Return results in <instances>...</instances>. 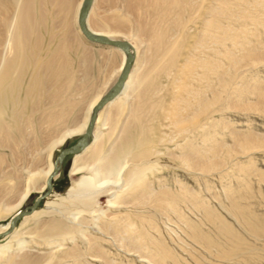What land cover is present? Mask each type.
<instances>
[{
  "label": "bare ground",
  "instance_id": "bare-ground-1",
  "mask_svg": "<svg viewBox=\"0 0 264 264\" xmlns=\"http://www.w3.org/2000/svg\"><path fill=\"white\" fill-rule=\"evenodd\" d=\"M82 1L0 0V26H7L11 24L12 20L16 19L20 28L19 34L14 37L9 32L11 30L8 26V34H6V36L12 35L10 41L15 43L16 54L14 58L8 59L9 56L7 57L6 55L5 57L4 53L0 51V146L9 150L11 163L8 165L10 167L13 166L12 169L14 168L15 170L17 167L15 162L21 161V157L24 155L23 150L25 152L32 150L35 154L32 153L34 159L30 158L33 161L25 164L22 161H27L22 157L21 162L23 164H18L19 168L16 171L14 170V174L13 171L4 175L6 170L0 169V178L2 176L6 177L4 178L6 181L4 180L2 183L1 180L0 182V203L16 195L18 196L17 205L19 206L28 198L32 191H38L41 195L47 190V177L54 170V162L52 161L54 149L64 144L67 139L81 136L84 133L94 107L116 82L123 68L125 54L118 49L103 46L109 52L118 53L121 56L119 65H117L110 77H113V81L115 78L116 80L109 89L105 87L108 89L107 91L99 90L100 92L93 95L80 122L70 127L67 126L66 124L73 117L75 118L77 106L73 103L71 104L68 100H65L64 103L62 102L63 104L60 106H55L60 97H62L60 94H64V92L72 88H80L82 93H86L96 86L89 78L86 80L83 78L79 87L81 80L75 79L77 73L73 68L72 55L78 59L79 65L84 72H88V64H90V57L85 52H79L73 45L75 34L80 39H84L77 26L78 12ZM97 2L98 0H93L85 22L86 28L95 35L105 36L113 40L127 41L121 33L119 34L121 31L98 30L90 26L89 15H91ZM250 2L253 6L258 5L257 0H250ZM124 3L127 10L126 14L123 15L124 19L131 21L126 18V15L132 16L134 14V25L137 27L136 35H141L147 39L149 49L147 52H150V55L146 57V61L150 64V67L144 74L143 79H141L139 87L135 90L136 95L134 94L135 92L133 93L135 95L134 103L127 102L133 90V77L137 78L133 76L134 70L131 71L137 48L128 40L133 55V62L128 70L124 87L113 101L106 104L97 113L88 146L83 151L75 154L73 160L70 175L75 176L86 170L89 171V176L81 177L80 180L73 183L67 189L66 197L59 196L57 202L46 201L44 210H35L31 216L20 218L19 220L23 219V223H27L30 219H35V226L25 234L35 235L39 239L48 241L56 240V238L65 239L70 234L80 232L77 229L80 220L76 216L87 212L93 213L92 207L96 203V201H93L100 194L110 193V189H112H103V185L108 178L101 177L102 173L116 171L115 176L118 177L124 167L121 164L125 158H130L131 164H133L132 168L122 175L124 176L126 197L122 199L124 201H108L109 204L112 207L124 203L135 205V202L143 197V200L147 203H152L154 208L161 207L160 204L162 203L166 204L164 207H170L169 202L175 200L172 194L161 190L156 193V196H153L155 192L150 191L145 185V181L142 180L145 177V172L151 169L149 164L151 163L153 141L149 137L153 136L154 131L156 132L155 128L158 127L157 124L160 123L161 119L169 120L171 122L169 123L170 125L178 128L176 134L182 136L183 143L180 146V153L175 158H178L184 167L204 171L213 168L217 164L214 162L219 158L222 146L217 143L215 135L214 107L217 102L219 87L226 88L228 84L226 82L227 77L231 69L223 70L220 66V62H218L219 45L224 43L230 45L231 43L241 44L246 38V34L243 32H231V13L235 12L234 17L244 23L248 20L258 23L260 21L259 17L250 16L244 12L242 14L239 13L242 10V6L247 4V0H125ZM231 8L233 12H231ZM107 17L104 19L107 23L117 20V17L111 16L110 13ZM223 19H225V23H221ZM117 21L113 23L116 24L118 23ZM124 21L123 19L122 21L120 20L119 25L124 24ZM59 25H61L62 32L59 38H55L54 29H57ZM73 25H75V30H72ZM45 34L48 35V38H45ZM2 38L6 37L0 34V46L1 42L7 44L6 41L9 40L5 39L4 41ZM240 50L243 54L239 59L233 58L230 54H224V58L230 63L229 67L237 66L239 61L251 62L259 59L257 55L258 49L256 48L245 49L240 45ZM108 56L109 59L113 58L110 55ZM152 74L153 76L150 78L149 76ZM162 78H172V90L173 88L179 89L177 97L172 98L174 104L170 107V109H173L171 117L167 115V108L163 107L164 97L161 94L160 84ZM107 84L108 81L105 85ZM33 92L35 94L44 92L45 98L47 97L48 102L51 104L50 109L45 113L43 112V116L40 115L42 119L40 116L39 118L37 116L36 119L33 117L34 122L31 118L33 114L30 116L29 114L26 115L23 112L24 109L21 110L22 105L20 109L16 107L20 103H25V96L33 95ZM258 98L259 104H262L264 102L262 91L259 93ZM70 107L74 109H68ZM110 108H114L115 111L112 114L107 113L101 123V113L105 110L108 111ZM123 108H127V114L121 126L118 140L105 152L103 151V136L98 133V130L101 126H106L107 139H111V135H114L117 127V122L120 120L119 117L123 113ZM37 111L39 112V109ZM151 124L155 125L152 126ZM195 134V137L192 136L193 139L190 140L188 138ZM197 139L200 145L196 144L195 141ZM236 140L237 143L243 144L244 148L247 149L252 147L253 144L264 143V137L257 138L252 134L239 136ZM84 153H89L91 162L98 163L97 167L92 171L89 168V161H83L82 155ZM4 157L5 155L0 153V168L5 163L4 161H7L4 160ZM29 157L31 156L29 155ZM34 161L42 165L37 168H30ZM136 163L145 166L138 167ZM60 170L61 167L58 169L54 179L59 175ZM117 180L120 179L118 178ZM116 181L113 180L112 182L116 184ZM141 183L146 186L145 190L138 191ZM9 210L11 208L5 211ZM55 211L74 215L71 221L76 224L71 225L70 221L69 225L67 222L53 217L38 220V218L52 214ZM234 211L238 218L242 220V223L245 224L247 231L254 235L255 238L264 236V222L253 223L251 222V217L244 216L237 210ZM21 212H15L11 218ZM130 212L133 213L129 211V214H125L124 218L118 215H108L106 222L104 221L98 228L103 234L114 235V237L125 235L127 239V244H125L129 249L128 251L135 252L139 251L141 246L138 244L136 237L133 236L134 227L130 221ZM10 228L11 224L9 222L7 226L0 228V235L8 233ZM13 235L12 238L20 236L19 233ZM88 241L90 243L93 240L90 238ZM200 241L202 245L208 244L206 239L201 238ZM19 245L21 248L26 244L23 245V243L19 242ZM92 247L90 249L100 255L92 257L102 259L103 250L100 247H96V245ZM8 249H5V251H8ZM87 252L89 254V251ZM78 256L79 252L71 249L59 259L60 261L62 258H73L76 260ZM152 257L155 264H161L156 256ZM59 259H56L57 262H59ZM37 261L32 258H26L19 264H36ZM105 264L108 263L105 262Z\"/></svg>",
  "mask_w": 264,
  "mask_h": 264
},
{
  "label": "rangeland",
  "instance_id": "rangeland-1",
  "mask_svg": "<svg viewBox=\"0 0 264 264\" xmlns=\"http://www.w3.org/2000/svg\"><path fill=\"white\" fill-rule=\"evenodd\" d=\"M124 2L125 0H98L88 20L90 26L94 29L121 31L119 34L121 33L127 39V42L129 40L137 48L135 59L131 66V71L134 70L133 76L137 78L133 77L135 86L133 85V90L127 100V102L133 104L136 95L135 90L139 87L141 79H143L144 74L150 67V64L146 61V57L150 55V52H147L149 51L147 39L138 34V37H136L137 27L134 25V14L132 16L126 15V18L131 21L124 19L123 15L127 12ZM257 2L258 5L253 6L250 0H247V4L242 6V10L239 13L242 14L244 12L250 16H258L260 20L258 23L250 20L245 23L242 22L234 17L235 12L231 8V12H233L230 18L231 32L245 33L246 38L244 41L241 44L231 43L230 45L224 43L219 45L218 62H220L223 70L231 69L227 77L226 82L228 84L226 88L219 87L218 98L214 107L215 135L217 143L222 146L219 158L214 162L217 164L213 168H208L209 170L204 171L184 167L180 160L175 158L180 153V146L183 143L182 136L176 134L178 128L170 125L169 123L171 122L169 120L161 119L160 123H156L158 125L155 128L156 132L154 131L153 136L149 137L153 141L151 163L149 164L151 169L145 172V177L142 180L145 181V185L150 191L155 192L153 196H156V193L161 190L172 194L175 200L169 202L170 207H164L166 204L162 203L160 204L161 207L154 208L152 207L153 204L145 202L143 197L139 198L135 205L124 203L112 207L109 204L108 201L117 200L119 202L126 197L124 176L122 175L130 170L133 164H131L130 158H125L121 164L124 167L118 177L115 176L116 171L102 173L101 177L108 178H106L107 182L103 185V189H112H110V193L100 194L93 201H96L95 206L92 207L93 213L87 212L86 214L75 215L80 220L77 228L80 232L70 234L65 239L56 238V240L44 241L35 235L25 234L35 226V219H30L27 223H23V219H21L17 221L11 234L0 238V264H19L26 258L38 260L36 264H105V262L108 264H155L152 256H156L161 264H264V236L255 238L254 235L247 231L245 224L242 223V220L238 218L234 211L237 210L244 216L251 217V222L253 223L264 222V143L253 144L252 147L247 149L244 148L243 144L237 143L236 140L237 137L247 134H252L257 138L264 137V102L259 104L258 98L261 91L264 96V0H257ZM109 13L111 16L117 17L118 21L112 20V24L110 21L107 23L104 19L108 18L107 15L109 16ZM122 19L126 22L124 21V24L119 25ZM115 21L118 23H113ZM12 22L7 26H0V34L6 37L2 39L4 41L9 39L6 41L7 44L1 42L0 51L4 53L5 57L6 55L7 57L9 56L8 59H13L16 54L15 43L10 41V38H12L11 34L15 37V35L19 34L20 29L18 20L15 19ZM225 22V19L221 20V23ZM8 26L11 30L9 31L11 36H6L8 34ZM58 27L57 29L54 27L53 34L55 38H59L62 32L61 25ZM74 27L75 25L72 26V30H75ZM47 36L45 38H48ZM73 45L79 52H85L90 57L89 70L84 72L79 65L78 59L72 55L73 68L77 73L75 79L81 80L79 87L83 78L85 80L89 78L96 86L92 89L88 88L90 90H86V93H82L80 88H72L64 92V94H60L62 97H60L55 106L62 105L65 100L77 106L75 118L73 117L74 119L72 118L66 124L69 127L82 120L85 109L95 93L101 90L105 92L111 87L115 80L113 81V77H110L117 65H119L121 57L118 53L109 52L106 47L90 44L86 40L80 39L76 34ZM240 45L245 49H258L257 55L259 59L251 62L239 61L237 66L229 67L230 63L224 58V54H230L233 58L239 59L243 54L240 50ZM108 55L113 58L109 59ZM152 76L153 74L149 77L151 78ZM171 80L172 78H162L160 80L161 94L164 97L163 107L167 108L169 117H171L173 110L170 107L174 104L172 98L177 97L179 93L178 88H173L172 90ZM107 81L108 84L105 85ZM35 92L33 93L35 94ZM36 94V96L32 94L25 96L24 105L20 103V106H16L17 109H20L22 105L21 110L24 109L23 112L26 115L29 114L30 116L33 114L31 117L33 122L37 116V118L40 115L43 116L51 107L47 97L45 98L44 92L41 94L37 92ZM32 109L36 110L33 112ZM68 109L74 108L70 107ZM113 109L110 108L108 111L105 110L101 113V123L107 113L112 114L115 111ZM126 114L127 108H123V113L119 117L120 120L117 122V127L114 135H111V139H107L106 126L99 128L100 131L98 130V133L103 136V151L106 152L118 140ZM192 136L195 137L196 134L188 138L191 140L193 139ZM79 138L80 136L71 137L64 144L57 146L53 151L52 161L54 162L56 156L63 148L70 147ZM195 142L200 145L198 139ZM22 152L24 155L28 152L26 156L22 154L23 159L27 161H22L21 157V161L24 164L33 161L31 159H34L35 154L32 150H27L26 152L23 150ZM0 153L7 157H4V160H7L4 161L6 164L3 163L0 169L6 170L4 175L12 173L15 169H12L13 166L10 167L8 165L11 163L9 150L0 146ZM82 157L84 158L83 161H89L88 164L91 171L97 167L98 163L90 161L89 153H84ZM74 158L75 155H68L64 158L59 175L52 181L51 193L39 202L35 208L36 211L44 210L46 201L57 202L59 196L66 197L67 189L73 183L80 180L81 177L89 176L90 173L86 170L75 176L70 175ZM21 161L15 162L16 170L19 168L18 164L22 163ZM136 164L138 167L145 166ZM41 165V163L34 161L30 168H37ZM4 178L6 177L2 176L0 182L1 180L2 183L4 180L6 181ZM118 178L120 180L116 181ZM111 180L117 183L114 184ZM145 185L141 183L142 187H138V191L145 190ZM21 188L23 187L21 186ZM39 195L38 191H32L28 198L19 206L17 205L18 196L16 195L13 198L10 197L11 199H5V202H1L0 228L9 224L15 212L30 211L31 206ZM8 208H11V210L5 211ZM129 211L133 212H130V221L134 227L133 236L136 237L138 244L141 246V249L139 248V251L135 252L128 251L125 235L114 237V235L103 234L98 228L104 221L106 222L108 215H118L124 218L125 214H129ZM73 216L55 211L52 214L38 218V220L53 217L59 218L70 225L69 222ZM72 224L75 225L76 223L71 221ZM15 233H19L20 236L12 238ZM90 238L94 242L91 241L89 243L88 239ZM201 238L206 239L208 244H200L202 243L200 241ZM19 242L26 245L20 248ZM60 244L61 246H59ZM89 244L91 245L90 247L96 245V247H100L103 250L104 256L101 255L102 259L92 257L100 255L94 253L90 249ZM7 248H9L8 251H5ZM71 249L79 252L78 259L62 258L60 261L59 257ZM87 251H89V254ZM56 259H59V262Z\"/></svg>",
  "mask_w": 264,
  "mask_h": 264
},
{
  "label": "water",
  "instance_id": "water-1",
  "mask_svg": "<svg viewBox=\"0 0 264 264\" xmlns=\"http://www.w3.org/2000/svg\"><path fill=\"white\" fill-rule=\"evenodd\" d=\"M92 3H93V0H83L82 1L81 7L78 12V18H77V26L80 31V34L90 44L111 47V48H115L123 52L125 54V62H124L123 68L116 82L112 85V87L106 92V94L100 99V101L94 107L84 133L80 136L79 139L76 140V142L73 145L67 148H63L56 156L54 160L53 173L50 176H48L46 180L47 190L43 194L37 197V199L35 200V203L31 206L30 211L28 212L23 211L17 216L10 219V224H11L10 230L11 231L9 230V232L6 233L5 235H0V238L12 233L16 222L22 217L30 216L35 211V208L39 204V202L45 199L47 196H49V194L52 191V181L54 180V177L58 173V169L62 167L64 158L68 155H75L83 151L88 146L91 140L92 131L94 128V123L96 120L97 113L106 104L113 101L120 94L121 90L124 87V84H125V81L128 75V70L131 66V63L133 62V55L131 53L130 44L127 41L113 40L105 36L95 35L86 28L85 22L88 17V13H89Z\"/></svg>",
  "mask_w": 264,
  "mask_h": 264
},
{
  "label": "crops",
  "instance_id": "crops-1",
  "mask_svg": "<svg viewBox=\"0 0 264 264\" xmlns=\"http://www.w3.org/2000/svg\"><path fill=\"white\" fill-rule=\"evenodd\" d=\"M116 80V79H115ZM115 82V81H114Z\"/></svg>",
  "mask_w": 264,
  "mask_h": 264
}]
</instances>
